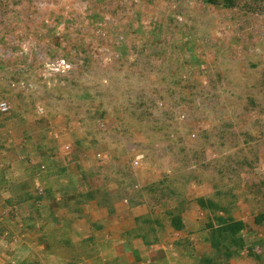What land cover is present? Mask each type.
<instances>
[{
  "label": "rangeland",
  "instance_id": "1",
  "mask_svg": "<svg viewBox=\"0 0 264 264\" xmlns=\"http://www.w3.org/2000/svg\"><path fill=\"white\" fill-rule=\"evenodd\" d=\"M1 100L3 139L23 129L133 201L140 177L149 204L241 221L224 248L264 264V0H0Z\"/></svg>",
  "mask_w": 264,
  "mask_h": 264
},
{
  "label": "crops",
  "instance_id": "2",
  "mask_svg": "<svg viewBox=\"0 0 264 264\" xmlns=\"http://www.w3.org/2000/svg\"><path fill=\"white\" fill-rule=\"evenodd\" d=\"M1 130L0 264L216 263L199 208L149 204L140 177L135 201L118 192L123 177L97 187L91 163L39 156L23 129L5 139ZM97 156L100 166L119 163L109 151ZM256 261L237 252L225 264Z\"/></svg>",
  "mask_w": 264,
  "mask_h": 264
},
{
  "label": "trees",
  "instance_id": "3",
  "mask_svg": "<svg viewBox=\"0 0 264 264\" xmlns=\"http://www.w3.org/2000/svg\"><path fill=\"white\" fill-rule=\"evenodd\" d=\"M200 200V199H199ZM197 201L198 206L202 209L205 206L202 204V201ZM217 219L208 223L209 228V238L211 245L216 253L222 254L229 260L233 255L230 253L227 248H224L223 242L230 239V243L239 247V243H242V232L244 230V224L241 221H234L231 217H216ZM172 219V223L176 224V219ZM212 222H214L212 224ZM228 251V252H227Z\"/></svg>",
  "mask_w": 264,
  "mask_h": 264
},
{
  "label": "built area",
  "instance_id": "4",
  "mask_svg": "<svg viewBox=\"0 0 264 264\" xmlns=\"http://www.w3.org/2000/svg\"><path fill=\"white\" fill-rule=\"evenodd\" d=\"M62 65V64H61ZM61 67V66H60ZM11 104L8 102V101H6V100H1L0 101V114L1 115H5V114H8L9 112H10V110H11ZM142 158V156L140 155V156H137L136 157V160H135V162H134V165L135 166H138L139 164H140V159ZM41 169H43V167H41Z\"/></svg>",
  "mask_w": 264,
  "mask_h": 264
}]
</instances>
